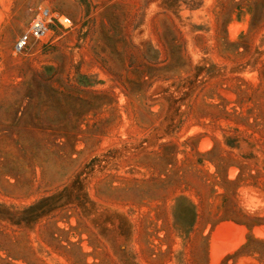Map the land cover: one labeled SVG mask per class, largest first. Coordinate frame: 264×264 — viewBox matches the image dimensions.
Returning <instances> with one entry per match:
<instances>
[{
	"label": "rangeland",
	"instance_id": "obj_1",
	"mask_svg": "<svg viewBox=\"0 0 264 264\" xmlns=\"http://www.w3.org/2000/svg\"><path fill=\"white\" fill-rule=\"evenodd\" d=\"M0 264H264V0H0Z\"/></svg>",
	"mask_w": 264,
	"mask_h": 264
},
{
	"label": "built area",
	"instance_id": "obj_2",
	"mask_svg": "<svg viewBox=\"0 0 264 264\" xmlns=\"http://www.w3.org/2000/svg\"><path fill=\"white\" fill-rule=\"evenodd\" d=\"M70 23L71 21L67 16L51 10L44 1H39L35 4L34 13L27 28L16 37L14 50H24L31 40H37L47 35L50 28L66 29Z\"/></svg>",
	"mask_w": 264,
	"mask_h": 264
}]
</instances>
